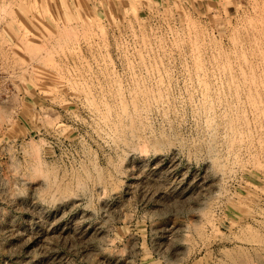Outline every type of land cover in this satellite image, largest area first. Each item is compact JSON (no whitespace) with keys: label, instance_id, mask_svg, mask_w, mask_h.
Returning a JSON list of instances; mask_svg holds the SVG:
<instances>
[{"label":"rangeland","instance_id":"rangeland-1","mask_svg":"<svg viewBox=\"0 0 264 264\" xmlns=\"http://www.w3.org/2000/svg\"><path fill=\"white\" fill-rule=\"evenodd\" d=\"M263 77L264 0H0V264H264V180L219 185L198 112Z\"/></svg>","mask_w":264,"mask_h":264},{"label":"bare ground","instance_id":"bare-ground-1","mask_svg":"<svg viewBox=\"0 0 264 264\" xmlns=\"http://www.w3.org/2000/svg\"><path fill=\"white\" fill-rule=\"evenodd\" d=\"M202 84L204 85L198 112L202 115L206 131L210 135L218 136L220 131L223 132L222 138L231 157L228 161H217L211 157L210 164L216 169L219 185L221 186L234 172H241L247 177V184L258 190V182L264 180V77L261 81L254 82L253 86H249L244 93L245 100L239 102L236 108L222 102L219 93L214 94L205 83ZM115 99L117 106L107 104L106 111L101 113V117L108 127L107 136L114 141L118 139L121 143L122 140L119 139L124 137L126 131L133 132L137 128V123H145L148 109L152 107V100L146 89L137 90L133 97V112H130L121 93ZM140 99L144 102L143 107H139ZM156 99L157 105L163 101L155 96L154 100ZM23 180L26 183L30 182L25 177ZM79 183V187L84 190V182ZM262 189L260 191L264 192ZM230 211L229 214L233 215L236 210L231 208ZM198 215L199 219L213 227L209 215L204 213ZM252 215V218L258 222L263 211L256 210L255 214L251 213Z\"/></svg>","mask_w":264,"mask_h":264}]
</instances>
